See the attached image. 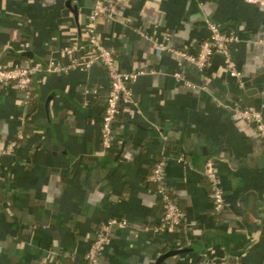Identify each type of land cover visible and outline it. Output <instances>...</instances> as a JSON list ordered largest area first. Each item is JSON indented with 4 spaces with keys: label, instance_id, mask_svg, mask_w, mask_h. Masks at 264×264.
Returning <instances> with one entry per match:
<instances>
[{
    "label": "crops",
    "instance_id": "0c3cea01",
    "mask_svg": "<svg viewBox=\"0 0 264 264\" xmlns=\"http://www.w3.org/2000/svg\"><path fill=\"white\" fill-rule=\"evenodd\" d=\"M68 1L0 0V66L40 65L30 96L0 84V152L24 135L13 154L0 155V264H81L111 218L128 224L111 227L99 264L212 256L264 264V143L233 113L252 105L264 115V0H117L113 16H100L116 66L141 72L121 101L109 149L101 139L109 74L86 35L96 0ZM208 20L237 35L231 48L243 87L221 54L199 70L171 50L196 52L210 36ZM65 46L90 66L53 71L69 63ZM162 154L184 231L154 230L163 206L151 174ZM209 158L225 192L221 213L204 174ZM188 246L195 249L178 252Z\"/></svg>",
    "mask_w": 264,
    "mask_h": 264
},
{
    "label": "built area",
    "instance_id": "2783aa9c",
    "mask_svg": "<svg viewBox=\"0 0 264 264\" xmlns=\"http://www.w3.org/2000/svg\"><path fill=\"white\" fill-rule=\"evenodd\" d=\"M116 7L117 0H96L90 13V22L86 31L88 41L94 52L93 59L101 62L107 68L109 74V92L102 115L101 139L105 149H109L113 146L114 134L112 124L121 113V101L130 97L131 90L129 85L131 82L135 81L141 73L140 71L125 72L119 69L115 63L114 52L101 42L97 25L98 18L102 15H107L109 17L113 16ZM207 25L210 29V36L199 44L196 52L174 48H171V50L186 62L196 66L199 70L206 69L215 54H221L223 56L226 71L231 77L237 80L241 87H243V73L238 68L233 58L231 48V45L238 39L237 35L233 31H223L217 24L209 20L207 21ZM64 51L69 56V63L64 68L56 66L52 68L53 71L62 69L67 70L68 68L78 65L90 66L89 61L80 62L77 57H75L76 48L74 46H65ZM39 70L40 65L38 63H29L26 65L13 63L11 65L0 66V84H12L25 91L30 96L34 88V75ZM175 75L180 79L184 77L180 72H177ZM185 83L189 87L195 86V84L189 80H185ZM233 113L236 118L243 119L253 124L264 143V115L262 111L255 106L249 105L243 108H234ZM23 137V132L20 131L17 137L0 152V155L13 154L16 150L18 140L23 139ZM178 157L179 160L187 162L181 154L178 155ZM168 159L167 154H162V157L155 163L151 176V179L157 183V192L162 199L164 207L161 221L159 225L154 228L156 232L167 228L176 229L185 219L183 210L180 208L177 199L171 196L170 187L166 183L165 170ZM204 174L211 185L210 198L212 199L213 210L215 213H221L225 208L226 199L221 184L217 159L209 158L207 160ZM127 224V220L122 218H111L103 222L81 264H99L103 247L109 240L111 227L115 225L123 228ZM223 261L224 259L212 256L209 257L208 260H200L196 262V264H219ZM233 264H239V261L236 259Z\"/></svg>",
    "mask_w": 264,
    "mask_h": 264
},
{
    "label": "trees",
    "instance_id": "16d2710c",
    "mask_svg": "<svg viewBox=\"0 0 264 264\" xmlns=\"http://www.w3.org/2000/svg\"><path fill=\"white\" fill-rule=\"evenodd\" d=\"M161 157H162V156H160V158H161ZM154 166H155V165H154ZM154 166H153V168H154ZM153 168H152V172H153ZM151 176H152V174H151ZM151 181L153 182V184L155 185V188L157 189V183L154 182L153 180H151ZM170 190H171V188H170ZM171 196L174 197V198H176V196L173 194L172 190H171ZM176 199H177V198H176ZM160 200H162L161 197H160ZM161 203H162V206H163V202H162V201H161ZM163 211H164V207H163ZM185 220H186V219H184V220L182 221V223H181L179 226L176 227V229H179V230L184 231Z\"/></svg>",
    "mask_w": 264,
    "mask_h": 264
},
{
    "label": "water",
    "instance_id": "95a60500",
    "mask_svg": "<svg viewBox=\"0 0 264 264\" xmlns=\"http://www.w3.org/2000/svg\"><path fill=\"white\" fill-rule=\"evenodd\" d=\"M67 5H68L69 7H71V2H70V0L67 2ZM194 249H195L194 246H188V247H185V248L179 250L178 252H187V251H192V250H194Z\"/></svg>",
    "mask_w": 264,
    "mask_h": 264
}]
</instances>
